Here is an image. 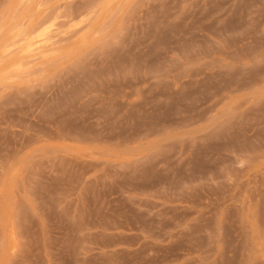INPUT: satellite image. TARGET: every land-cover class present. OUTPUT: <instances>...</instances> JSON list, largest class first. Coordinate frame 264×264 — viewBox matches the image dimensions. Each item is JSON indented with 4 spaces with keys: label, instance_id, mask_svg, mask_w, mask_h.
<instances>
[{
    "label": "rangeland",
    "instance_id": "1",
    "mask_svg": "<svg viewBox=\"0 0 264 264\" xmlns=\"http://www.w3.org/2000/svg\"><path fill=\"white\" fill-rule=\"evenodd\" d=\"M0 264H264V0H0Z\"/></svg>",
    "mask_w": 264,
    "mask_h": 264
}]
</instances>
